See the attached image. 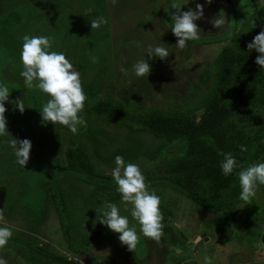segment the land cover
<instances>
[{"label": "rangeland", "instance_id": "rangeland-1", "mask_svg": "<svg viewBox=\"0 0 264 264\" xmlns=\"http://www.w3.org/2000/svg\"><path fill=\"white\" fill-rule=\"evenodd\" d=\"M32 1L34 5L31 2L23 9L26 29L34 28L33 35L53 37L51 50L64 52L81 73L88 97L81 115L87 126H81L74 135L60 124L42 123L39 109L46 103L47 95L38 89H26L20 75L22 69L6 71L2 67L8 64L0 60V83H5L11 91L5 103V116L8 131L13 136L0 137V208L4 207L7 226L13 233L79 264H205V256L212 258V264H264L261 240L264 185L258 187L252 203L241 201L218 211L199 207L167 183L150 186L162 198L164 235L157 243L140 234V242L134 250L137 263L119 240V234L111 230L91 250L75 252L50 199L52 181L59 174L57 166L71 163L68 155L71 149L83 148L101 174L111 175L117 155L139 165L144 175L164 174L167 161L181 156L185 152L184 145L182 142L166 145L161 138L137 124L134 117L161 108L191 109L200 119L206 107L196 108L195 105L210 94L214 96L216 70L213 62L229 43L219 40L230 35L237 25L244 26L252 14L253 0H233L234 4L229 0H213L211 4L206 0H189L183 10L195 9L196 4L201 3L204 4V17L196 21L201 28V38L188 41L183 49L175 46L178 38L171 30L170 12L175 11L171 9V0H116L114 4L112 0ZM257 1L264 4V0ZM221 10L226 23L217 29L211 21ZM7 12L9 17L5 15V21L12 25L11 21H17L15 25L21 26L22 12L6 10L3 14ZM100 17L106 23L92 30L91 19ZM210 38L215 42L208 44ZM149 44H160L171 54L163 60L149 59L152 71L148 78L137 77L132 65L140 59H148ZM122 67L128 69L127 73L121 71ZM32 91L40 97L28 103L24 99L26 95L29 98ZM232 97L230 88L225 101ZM252 98L250 107L245 110L234 106L231 116L234 129L250 136L256 133L264 112L261 97ZM16 99H23L26 107L23 113L12 103ZM108 101L118 104L131 115L130 118L100 114L94 109ZM30 106L36 107L38 112L32 113ZM12 138L32 141L26 167L17 163L7 143ZM237 144L238 140L233 143ZM261 162H264V139L257 155L250 158V165ZM58 183L75 224L72 236L76 248H84L96 232L107 227L97 221L96 212L105 201L116 203L121 214L128 216L130 226H135L139 233V223L131 217V205L129 211H124L121 195L114 187L90 184L67 172L59 174ZM175 224L182 227L176 228ZM203 233L208 241L190 245ZM0 256L8 264H54L9 242L0 250Z\"/></svg>", "mask_w": 264, "mask_h": 264}, {"label": "trees", "instance_id": "trees-1", "mask_svg": "<svg viewBox=\"0 0 264 264\" xmlns=\"http://www.w3.org/2000/svg\"><path fill=\"white\" fill-rule=\"evenodd\" d=\"M31 2L34 5L32 0H0V60L8 64L7 69L2 67L6 71L11 68L23 70L21 61L23 37L25 35L36 36L33 35L35 34L34 28L26 29L27 18L25 19L23 11L25 6L31 5ZM231 4H234L233 0ZM252 4V14L245 21L244 26L239 28L237 25L230 35L228 33L226 37L219 40V42L229 41V43L225 45L213 62V67L216 70L215 85L212 88L214 96L210 94L209 98L207 97L206 100L195 105L196 108L206 107L200 119L196 114H192L191 109L167 110L161 108H153L134 117L137 124L161 138L166 145L171 146L172 143L177 145L176 142H182L184 145L185 152L181 156L167 161L164 174L145 175L150 186L167 183L184 193L193 203L208 211L225 209L242 201L239 198L241 187L237 175L242 169H237L229 176L223 175L220 164L224 157L220 153H232L241 165L247 167L250 166L251 156L257 155L259 147L263 144L264 112L258 129L252 136L237 132L231 122L234 106L245 110L251 103L252 97H255L256 100L257 97H261L264 101V68L255 62L259 53L255 50L249 52L247 48L248 43L257 34L264 31V7L257 0H253ZM6 10L22 12L23 21L19 20L22 21L21 26L20 24L15 25L17 21H11L14 25L5 21V15L7 18L9 17V12L3 14ZM207 41L208 44L215 42L211 38ZM207 77L209 76L207 75ZM230 88L233 97L225 101ZM29 93L30 91L28 96ZM28 96L26 95V99L23 98L28 103H31L32 99L35 102L40 97L33 91L29 98ZM29 108L32 113L38 112L34 106ZM94 109L100 114H119L128 119L131 116L124 112L118 104L111 101L96 105ZM32 113L31 115H33ZM236 140H238L237 146L233 145ZM241 145L245 146L247 151L242 152ZM68 155L71 158V163L63 166L56 165L59 168L57 173H73L81 181L117 189L118 186L112 175L98 173L83 148L71 149ZM59 174L52 181L50 199L60 218L70 247L77 253H85L101 243L110 229L106 227L99 230L87 241L84 248H76L72 236L74 222L70 216L67 198L58 183ZM261 240L264 244V232L261 235ZM9 243L18 245L32 255L54 264H79L63 254L50 251L40 243L28 240L16 233H13ZM128 251L137 263L135 251L129 249Z\"/></svg>", "mask_w": 264, "mask_h": 264}, {"label": "clouds", "instance_id": "clouds-1", "mask_svg": "<svg viewBox=\"0 0 264 264\" xmlns=\"http://www.w3.org/2000/svg\"><path fill=\"white\" fill-rule=\"evenodd\" d=\"M112 2L114 4L116 0ZM206 2L211 4L213 0H206ZM188 3L189 0H171V9H175L170 12L171 30L178 38L175 46L179 49L186 47L188 41H197L201 38V28L196 21L204 17V4L197 3L195 9L184 11V5ZM221 13L222 10L211 21L217 29L226 23ZM103 23H106L103 17L91 19L92 30L99 28ZM53 41V37L44 35L23 37L21 51L23 70L20 75L24 78L26 89H38L48 97L46 103L39 109L42 114V123L60 124L75 135L78 134L81 126H87L81 113L85 109L88 97L84 91L81 73L64 52L51 50ZM247 48L249 52L255 50L259 53L255 62L264 68V31L257 34L248 43ZM170 54L169 49L160 44H149L147 45L148 59L138 60L132 65V71L137 77L147 76L148 78L152 71L148 60L155 57L163 60ZM121 71L127 73L128 69L122 67ZM10 93L9 87L5 83H0V137H13L8 131L5 116L7 112L5 103L9 101ZM12 103L21 113L25 111L23 99H16ZM7 143L13 150L17 163L26 167L30 159L32 141L27 138H12ZM240 147L242 152L247 151L245 146ZM220 155L224 157L220 164L223 175L229 176L237 169H242L237 173L241 187L239 198L245 204L252 203L258 187L264 185V162L244 167L232 153L221 152ZM111 175L118 186L117 191L121 195L124 211H129V205H131V217L139 223V233L135 226H130L128 216L122 215L120 207L114 202L105 201L102 207L96 209L97 221L118 233L119 240L129 250L136 249L140 242V234L159 243L164 235L165 227L161 210L162 198L155 190L150 189V184L139 165L126 162L122 156L117 155ZM7 223L5 209L0 208V250L8 245L13 236V230L7 226ZM173 226L182 227L181 224ZM204 262L212 264V258L205 256ZM0 264H8V261L0 256Z\"/></svg>", "mask_w": 264, "mask_h": 264}, {"label": "water", "instance_id": "water-1", "mask_svg": "<svg viewBox=\"0 0 264 264\" xmlns=\"http://www.w3.org/2000/svg\"><path fill=\"white\" fill-rule=\"evenodd\" d=\"M209 238L207 237L206 233H203L199 236H197L193 242H190V245L193 243H200V244H204L205 241H208Z\"/></svg>", "mask_w": 264, "mask_h": 264}, {"label": "crops", "instance_id": "crops-1", "mask_svg": "<svg viewBox=\"0 0 264 264\" xmlns=\"http://www.w3.org/2000/svg\"><path fill=\"white\" fill-rule=\"evenodd\" d=\"M229 1L232 3V0H229ZM260 4H261V3H260ZM261 6L264 7V4L262 3ZM193 244H194V243H193Z\"/></svg>", "mask_w": 264, "mask_h": 264}, {"label": "flooded vegetation", "instance_id": "flooded-vegetation-1", "mask_svg": "<svg viewBox=\"0 0 264 264\" xmlns=\"http://www.w3.org/2000/svg\"><path fill=\"white\" fill-rule=\"evenodd\" d=\"M126 12H129V9L128 10H126ZM192 242V241H191Z\"/></svg>", "mask_w": 264, "mask_h": 264}]
</instances>
